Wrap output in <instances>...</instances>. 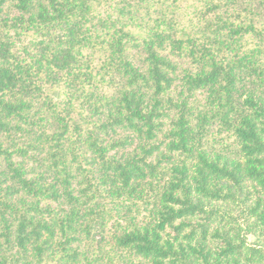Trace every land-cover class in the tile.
<instances>
[{"label": "trees", "instance_id": "1", "mask_svg": "<svg viewBox=\"0 0 264 264\" xmlns=\"http://www.w3.org/2000/svg\"><path fill=\"white\" fill-rule=\"evenodd\" d=\"M0 264H264V0H0Z\"/></svg>", "mask_w": 264, "mask_h": 264}, {"label": "rangeland", "instance_id": "2", "mask_svg": "<svg viewBox=\"0 0 264 264\" xmlns=\"http://www.w3.org/2000/svg\"><path fill=\"white\" fill-rule=\"evenodd\" d=\"M249 239L251 240L252 238H251V237H249Z\"/></svg>", "mask_w": 264, "mask_h": 264}]
</instances>
